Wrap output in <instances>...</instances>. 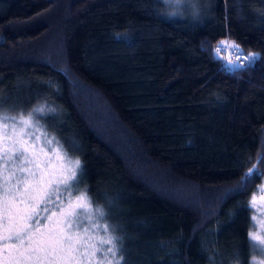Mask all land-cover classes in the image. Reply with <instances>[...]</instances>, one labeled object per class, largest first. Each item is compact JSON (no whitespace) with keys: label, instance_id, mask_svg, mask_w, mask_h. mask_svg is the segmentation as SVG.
I'll use <instances>...</instances> for the list:
<instances>
[{"label":"trees","instance_id":"1","mask_svg":"<svg viewBox=\"0 0 264 264\" xmlns=\"http://www.w3.org/2000/svg\"><path fill=\"white\" fill-rule=\"evenodd\" d=\"M222 41L259 55L236 65ZM45 102L55 111L34 122L80 160L72 189L105 212L81 227L118 237L121 264H252L264 0H0V112Z\"/></svg>","mask_w":264,"mask_h":264},{"label":"snow or ice","instance_id":"2","mask_svg":"<svg viewBox=\"0 0 264 264\" xmlns=\"http://www.w3.org/2000/svg\"><path fill=\"white\" fill-rule=\"evenodd\" d=\"M165 4L175 5L179 8L186 0H163ZM175 14V13H173ZM225 45V42H221ZM229 47L236 48L238 46L232 44ZM223 50L221 47L217 48V52ZM259 54H249L245 57L248 60H254ZM232 63V61H229ZM3 104L0 103V109ZM55 109L47 107L46 102L38 104L27 116L21 112L18 116H10L6 113L0 112V121L13 122V137H8L9 126L7 123L3 126L4 138L0 140V144L5 145L2 155L7 158L11 152V157L14 159H21L19 171L24 174L23 178H17L15 184H10V180L15 177V172L12 176L4 179L5 185H9L4 189L3 198L0 199V240L5 241L4 248L9 253L5 257L6 264H28V261L35 260L37 264H43V261H49V264L63 261L65 264H79L80 257L76 254L79 248L83 247L82 237L73 230L82 226V220H87L92 223L95 216L103 218L105 212L101 207L93 209L90 197L87 196V190L80 192L79 195L72 199L73 185H78L77 179L78 171L82 174V164L79 159H67V153L62 151L63 145L55 136L48 138L47 132L42 133L46 139L48 146L53 143L57 145L52 149L58 161H65L67 166L63 163L57 172L49 170L46 165L51 159L45 155L44 160L39 159V154L35 150L36 146L31 144L32 139L39 140L40 137L35 136V131L38 130L37 124L33 122V117L36 115H44L49 112H54ZM15 125L20 128L17 131ZM32 129V132L28 130ZM25 137H29L25 140ZM11 142L12 149H8L6 145ZM43 154V149H40ZM26 165H31L27 167ZM42 165H45L42 167ZM253 174V169H248L242 183L246 182ZM240 190H243L241 188ZM258 191L264 192V185L258 188ZM76 192H79L78 187ZM56 197L53 199V197ZM61 197L64 200H61ZM66 203V207H65ZM251 204L256 206V197L253 195ZM55 206L60 212L59 217L55 214L48 215L51 208ZM43 212V215H41ZM44 221H48L47 226ZM253 225L256 224V217H252ZM260 229L264 231V220L259 222ZM93 227H102L105 233L108 232L107 225ZM16 240L17 245H10L7 242ZM118 237L108 235L106 239L100 240V244H107L110 247L105 253H111L115 264H121L120 259L116 257V243ZM250 243L259 247L262 254H264V235L257 232L249 233ZM92 247V246H89ZM17 252L18 255L12 256V252ZM96 249L92 247L91 252H85V258L95 257ZM122 259V258H121ZM107 264H113L109 260ZM253 264H264V260L257 261L253 257Z\"/></svg>","mask_w":264,"mask_h":264},{"label":"rangeland","instance_id":"3","mask_svg":"<svg viewBox=\"0 0 264 264\" xmlns=\"http://www.w3.org/2000/svg\"><path fill=\"white\" fill-rule=\"evenodd\" d=\"M33 122H34V120H33ZM5 123H7L9 126L8 133H7L8 137H13V131H12L13 126H14L13 122L12 121H0V140H3V138H4L3 126ZM37 127H38V130L35 131V136L40 137V139L39 140L32 139L31 144H34L36 146L35 150L39 154L40 160L45 159L44 154H46L47 157L51 158L48 161L46 167L51 171L57 172V174H58L61 163H63L65 166H67L66 160L65 161H58L56 159L55 155L52 152V149L56 148L57 145L55 143H53L51 146H48L46 143L45 137L42 135V133H44L45 131L39 125H37ZM19 128H20L19 125H15V129L17 131L19 130ZM28 131L32 132L33 130L29 129ZM48 138H51V136L49 134H48ZM28 139H29V137H25V140H28ZM4 147H5V145L0 144V199L3 198L5 187L9 186V185H5V183H4V179L6 177L12 176V173L15 172V177H13L10 180V184H15L17 178H23V176H24V174L18 170L22 158L21 159L12 158L11 152L9 153V157L5 158L2 155ZM6 147L8 149H12L13 145L11 142H9L6 145ZM40 149H43V154L40 153ZM62 151L66 152L64 149H62ZM67 159L75 160V158L71 157L68 153H67ZM26 166L31 167V165H26ZM44 166L45 165H42V167H44ZM71 191L73 193V196H72L73 200H75V197L77 195H79L80 192H83L81 190H79V192H76L74 189H72ZM254 195L256 197V206L253 207L252 204H250L251 210H252L251 219H252V217H256L257 222H256L255 226L253 225V222H252L253 226H252V229L250 232H257L261 235H264V231H262L260 229V224H259L260 221L264 220V192H260L257 189V191L255 192ZM55 198L56 197L54 196L53 199H55ZM61 200L63 201L64 198L61 197ZM65 207H66V203H65ZM53 214H55V217H59V215H60V212L58 211V209L55 206H53L51 208V210L48 212V215H53ZM41 215H43V212H41ZM48 224H49L48 221H44L45 226H47ZM91 230L92 231L88 232V230H85L82 227L75 228L73 230L75 233H78L83 238L82 239L83 247H80L79 252L76 254L77 256L80 257L79 264H99V261H98L96 255H95V257H88V258H85L83 255H81L85 252H91L92 247L97 248L96 243H97V241L100 242V237L97 236V234H94L93 228H91ZM96 230H97V228H96ZM0 231H2V228H0ZM7 243L10 245H17L19 242L13 239L11 241H8ZM253 244H254V242H253ZM4 245H5V241L0 240V264H6L5 257L9 255L7 250H5V248H4ZM89 246H92V247H89ZM254 246H255V244H254ZM255 247L260 251V253L255 256L256 260L257 261L264 260V254H262L260 248L257 246H255ZM11 255L15 256V255H18V253L14 251L11 253ZM28 264H37V262L35 260H32V261H28ZM43 264H49V261L45 260V261H43ZM55 264H65V262L58 261V262H55ZM73 264H76V262H73ZM252 264H253V261H252Z\"/></svg>","mask_w":264,"mask_h":264},{"label":"built area","instance_id":"4","mask_svg":"<svg viewBox=\"0 0 264 264\" xmlns=\"http://www.w3.org/2000/svg\"><path fill=\"white\" fill-rule=\"evenodd\" d=\"M229 45H232V43L228 42L225 45H221V44L216 45L214 46V51L217 52V48L221 47L223 50L217 53H221L226 58H230L236 65H243L248 62L249 63L253 62V60L245 59V57L249 55L248 53L242 51L237 47L236 48L229 47Z\"/></svg>","mask_w":264,"mask_h":264}]
</instances>
